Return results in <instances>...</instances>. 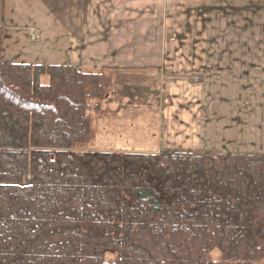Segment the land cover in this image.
<instances>
[{
	"label": "trees",
	"instance_id": "obj_1",
	"mask_svg": "<svg viewBox=\"0 0 264 264\" xmlns=\"http://www.w3.org/2000/svg\"><path fill=\"white\" fill-rule=\"evenodd\" d=\"M109 87L0 62V264H264V155L75 150Z\"/></svg>",
	"mask_w": 264,
	"mask_h": 264
},
{
	"label": "crops",
	"instance_id": "obj_2",
	"mask_svg": "<svg viewBox=\"0 0 264 264\" xmlns=\"http://www.w3.org/2000/svg\"><path fill=\"white\" fill-rule=\"evenodd\" d=\"M221 1L0 0V62L108 76L100 110L91 111L89 150L264 155V48L230 50L215 100H169L183 92L172 58L205 55L162 47L172 14ZM229 6L245 13L247 32L264 25V0Z\"/></svg>",
	"mask_w": 264,
	"mask_h": 264
},
{
	"label": "rangeland",
	"instance_id": "obj_3",
	"mask_svg": "<svg viewBox=\"0 0 264 264\" xmlns=\"http://www.w3.org/2000/svg\"><path fill=\"white\" fill-rule=\"evenodd\" d=\"M171 19H173V24L169 26L171 31L162 47L173 48L177 51L188 50L189 52L200 50L205 52V55L200 53L196 56H175L172 58L175 67L173 75H181L176 80L173 78L174 84L178 86L176 89L183 88V92L174 94L173 98L169 100H215V97L221 94L220 89L216 87L219 76L216 71L220 65L228 75L231 64L230 50L264 48V25H253L254 28L251 25L247 32L245 13L240 15L239 10L230 8L229 0H222L215 6L189 8L184 12L175 10ZM181 65L184 67L179 71L178 68ZM215 75H217L216 82L214 81ZM46 82L47 77L45 76L42 78V83ZM222 84L223 99H228L229 83L223 81ZM101 101L98 104V112ZM95 103L96 101L92 100L90 104L94 105ZM90 113L92 114V112ZM88 143L89 141L76 144L75 150H89ZM212 255L217 257L218 252L214 251ZM107 258L112 259L113 257L108 255Z\"/></svg>",
	"mask_w": 264,
	"mask_h": 264
}]
</instances>
